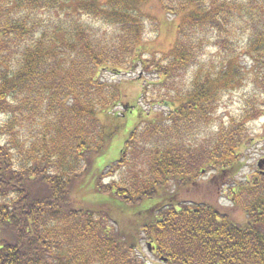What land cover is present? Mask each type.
<instances>
[{
  "label": "trees",
  "instance_id": "1",
  "mask_svg": "<svg viewBox=\"0 0 264 264\" xmlns=\"http://www.w3.org/2000/svg\"><path fill=\"white\" fill-rule=\"evenodd\" d=\"M147 1L0 0V264H146L141 239L159 264H264V172L227 186L242 222L177 199L209 167L229 179L264 115V0H159L177 34L148 58ZM135 66L168 112L139 115L97 166L116 134L98 113L121 104L103 75ZM245 85L239 115L192 146ZM107 168L119 178L104 182Z\"/></svg>",
  "mask_w": 264,
  "mask_h": 264
},
{
  "label": "rangeland",
  "instance_id": "2",
  "mask_svg": "<svg viewBox=\"0 0 264 264\" xmlns=\"http://www.w3.org/2000/svg\"><path fill=\"white\" fill-rule=\"evenodd\" d=\"M143 10L151 21L146 22V33L143 37L141 50L146 52L144 57L151 56L155 52L157 57L166 52L173 44L177 34V24L180 14H168L160 6L159 0H148L143 4ZM209 52V51H208ZM143 57V56H142ZM135 58L137 56L135 55ZM241 60V59H240ZM242 61V60H241ZM249 62V61H248ZM250 65V63H248ZM123 71L122 74L111 77L109 74L103 75V80L116 84L121 92V104L110 107L106 113H98V118L102 124L106 125V129L114 130L115 136L110 148L105 154L97 160V166H103L108 161L115 159L122 150V145L129 129H133V125L137 122L138 116L142 119H154L168 112L163 102L164 94L167 89L158 91L155 87L148 83L156 81L154 74L143 73L141 67L135 66V69ZM250 87L243 86L234 91H229L222 96L218 103V108L213 114L212 122L205 128V131H197V140L191 142L192 146L199 144L200 138L205 136V132L215 129L220 122H227L230 118L239 115L244 106L243 98L249 93ZM156 97H159L155 100ZM154 99V100H152ZM169 99V98H168ZM174 105V104H173ZM126 106H129L128 108ZM118 113L120 117L115 116ZM1 119V117H0ZM246 126V125H245ZM247 142H245L240 151V162L234 169L230 170L229 179L222 182L215 178L214 182L211 178L216 175V168H207L195 182L190 183L184 189L177 191V199L190 203H208L228 212L237 222L245 219L244 212L229 199L227 194V186L233 185L240 180L251 179L257 172H264V115L256 117L247 124ZM194 150V148H193ZM219 173L220 171L217 170ZM104 182L119 178V170L109 172L105 170ZM214 179V178H213ZM229 183V184H227ZM85 191L89 187L84 188ZM82 189V191L84 190ZM81 191V192H82ZM119 224L129 227L128 218L116 215ZM140 245L144 254L143 259L146 264H159V259L153 253L146 249L145 240H140Z\"/></svg>",
  "mask_w": 264,
  "mask_h": 264
}]
</instances>
